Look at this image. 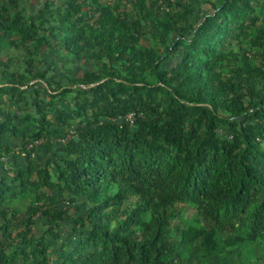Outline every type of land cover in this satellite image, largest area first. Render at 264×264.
Segmentation results:
<instances>
[{
	"label": "trees",
	"instance_id": "16d2710c",
	"mask_svg": "<svg viewBox=\"0 0 264 264\" xmlns=\"http://www.w3.org/2000/svg\"><path fill=\"white\" fill-rule=\"evenodd\" d=\"M19 1L0 0V154L14 141L24 146L33 121L35 137L52 125L38 89L36 114H21L28 81L49 88L32 55L56 45L72 56L76 68L64 77L84 86L76 90L84 99L76 140L62 147L59 162H39L21 147L26 167L16 168L11 182L0 180V264H10L13 246L21 264H180L169 258L177 248L170 219L183 202L212 222L214 234L189 243L180 259H246L249 242L264 239V66L245 45L264 0L209 1L212 11L199 14L170 0L174 9L165 14L159 0H92L98 17L91 23L81 19L88 12L77 0L62 8L44 1L33 15L23 14ZM146 22L161 30L142 45ZM263 36L260 29L252 39L262 53ZM131 112L134 127L125 119ZM55 186L70 202L84 197L85 209L29 207L22 222L11 223L3 204ZM37 214L40 225L32 221ZM63 222L79 239L52 257L47 237L59 239ZM224 232L236 235L221 241Z\"/></svg>",
	"mask_w": 264,
	"mask_h": 264
},
{
	"label": "rangeland",
	"instance_id": "374dc122",
	"mask_svg": "<svg viewBox=\"0 0 264 264\" xmlns=\"http://www.w3.org/2000/svg\"><path fill=\"white\" fill-rule=\"evenodd\" d=\"M78 1V0H77ZM83 11L88 12L81 16L83 21L88 20L89 23L93 22V12H92V0H81ZM129 2L126 1L124 5L129 6ZM182 6V5H180ZM185 6V5H184ZM190 5H186L189 8ZM22 9V8H21ZM171 9V7H170ZM208 12L212 11L208 8ZM91 13V14H90ZM161 13L165 14L166 11L161 9ZM258 16L260 21L255 25L249 27L250 37L245 41V45L249 47L247 52L251 60L261 66H264V53H262V47L260 45L254 44L252 39L255 36H259L260 29L264 30V9L258 10ZM195 18H193L194 20ZM191 20V21H193ZM190 21V17H189ZM160 28L151 27L150 23H144V31L146 36L142 40V45L151 44L153 42L152 35L158 34ZM264 38V36H263ZM46 48V47H45ZM49 50V51H47ZM22 51L16 49H11L7 53L12 57H21ZM33 66L37 70L44 72V78L49 83L48 92L44 91L46 83L43 80H32L28 81L29 87L25 92L26 105L23 107L21 114L25 112H30L31 114H36V108L33 105V90L38 89L40 91L39 100H41L42 106L44 108L46 119L49 120L52 125L49 129L45 131L40 137H35V132H37L36 123L33 121L28 125V128L33 129L25 141L26 144L23 146L19 142H12L14 147H17L21 152L22 148H26L31 152V157L39 162H45L46 160H51L52 164L59 162V158L63 156L64 152L62 147L65 146L70 140H76V125L79 122L80 116L77 113L78 104H82L84 94H76V90L84 88L82 85H70L65 79L64 75L68 74V70L73 69L75 66V61L72 56L66 53L60 47L54 45L46 50H41L39 53L32 55L30 57ZM22 67V64H18ZM15 66H11L13 70ZM70 68V69H69ZM73 71V70H72ZM89 97L93 94L89 93ZM15 109V108H14ZM87 116H91V110H86ZM143 115L142 113L140 114ZM101 121L109 120L106 117H100ZM131 127H134V121L128 122ZM221 135H226V131L219 130ZM39 141V142H37ZM28 144H33L31 148H27ZM20 146V147H19ZM22 147V148H21ZM17 162V161H16ZM6 164V165H5ZM0 180L3 179L7 182L13 180L14 170L16 169L15 160L7 159L5 156L0 157ZM15 165V166H14ZM53 178H55L56 173L54 169L52 170ZM40 197H35L33 194L25 199H14L7 201L3 204V209L7 211L8 216L11 218L12 224H19L22 222L26 216L29 207L41 206L43 208L53 207L56 209H70L73 211V205L80 207L83 211L86 207L84 205V197L77 196L73 202L69 201V195H61L58 187L43 188L40 191ZM47 195V196H46ZM39 214V212H38ZM35 215L32 221L41 224L42 220L39 215ZM2 219L0 218V222ZM170 225L172 228V238L171 241L176 243V250L169 256V258H174L176 262L180 264H206L203 257L199 256L196 259L191 258L189 261H185V258H179V254L186 253L185 246L189 243L195 242L197 238L206 237L209 238L214 234L213 224L204 215L197 212L196 206L191 203L183 202L177 203L172 209V217L170 219ZM57 232L60 235L59 239H53L47 237L50 243L49 252L52 257L56 256L60 245L62 244L66 249L71 248L76 241L79 239L71 232V227L68 222H63L57 227ZM40 229L34 228V234L40 236ZM87 234L84 233L82 237ZM236 232H224L219 234L220 240L223 241L227 238H234ZM39 238V237H38ZM237 246V245H236ZM7 252L10 257V264H21V256L18 254V249L16 246L7 248ZM246 259L235 262V264H264V239L257 238L249 242L248 251H243ZM28 264H41L38 258L31 259Z\"/></svg>",
	"mask_w": 264,
	"mask_h": 264
},
{
	"label": "crops",
	"instance_id": "0c3cea01",
	"mask_svg": "<svg viewBox=\"0 0 264 264\" xmlns=\"http://www.w3.org/2000/svg\"><path fill=\"white\" fill-rule=\"evenodd\" d=\"M44 1H48L55 8L56 7L62 8L64 3L66 2V0H20L19 1L20 11L25 15H33L36 13L37 8H39ZM170 1L174 2L173 6L190 5V7L193 8L194 14H199L201 11H204L205 9L209 8V6H210L208 3L209 1H214V0H170ZM172 9H174V7ZM193 18H194L193 16H190V20H193ZM46 49H48V48L47 47L43 48V51ZM52 49H53V47H51V50ZM47 51H49V50H47ZM75 68H76V66H74V69ZM16 150H18V148L14 147L12 145V150L6 154L5 153L0 154V157L5 156L7 159H12L13 161L15 160V165L17 166L16 168H25L27 165V163H26L27 160H26V157L24 155V152L23 151L19 152ZM0 167H2V166L0 165ZM1 180H3V179H1Z\"/></svg>",
	"mask_w": 264,
	"mask_h": 264
},
{
	"label": "built area",
	"instance_id": "2783aa9c",
	"mask_svg": "<svg viewBox=\"0 0 264 264\" xmlns=\"http://www.w3.org/2000/svg\"><path fill=\"white\" fill-rule=\"evenodd\" d=\"M113 0H108V2H112ZM78 2H81V0H78ZM159 5L163 11H169L170 10V5L168 4V0H159ZM98 17L97 12H93V18L96 19ZM135 114L133 112L129 113L126 115L125 119L128 122H133L135 120ZM39 142V141H37ZM33 144H28L27 148H31Z\"/></svg>",
	"mask_w": 264,
	"mask_h": 264
}]
</instances>
